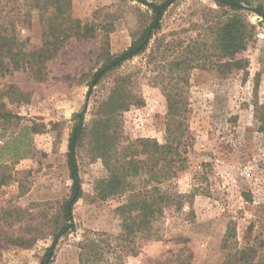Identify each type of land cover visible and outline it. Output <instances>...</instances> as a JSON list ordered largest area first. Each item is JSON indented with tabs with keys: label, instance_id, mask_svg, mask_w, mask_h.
<instances>
[{
	"label": "rangeland",
	"instance_id": "obj_1",
	"mask_svg": "<svg viewBox=\"0 0 264 264\" xmlns=\"http://www.w3.org/2000/svg\"><path fill=\"white\" fill-rule=\"evenodd\" d=\"M148 2L161 0H146ZM252 7L264 0H243ZM31 0H0V27L27 51L41 48L45 19ZM70 15L92 25L91 39L69 38L45 63V81L30 72L0 75V264H39L51 243L54 217L70 180L67 142L72 117L85 110L90 124L96 102L117 77H127L141 99L117 115L115 145L140 139L165 143V91L181 95L188 167L171 181L181 193H199L180 212L166 209L154 224L156 237L130 250L104 251L99 264H223L227 227L230 248L252 246L264 253V21L245 12L255 40L237 58L243 69L220 73L211 23L223 17L210 0H177L166 11L147 50L124 63L87 99V78L107 54L126 49L148 23L147 7L134 0H70ZM218 14V15H217ZM45 17V16H44ZM5 114L13 118H2ZM93 132L78 150L83 195L73 207L75 231L63 236L50 264H80L85 239L109 241L121 232L116 208L127 195L103 197L108 176L91 153Z\"/></svg>",
	"mask_w": 264,
	"mask_h": 264
},
{
	"label": "trees",
	"instance_id": "obj_2",
	"mask_svg": "<svg viewBox=\"0 0 264 264\" xmlns=\"http://www.w3.org/2000/svg\"><path fill=\"white\" fill-rule=\"evenodd\" d=\"M31 1L30 8L37 9L45 19L43 44L36 51H27L24 43L18 41L13 33L0 27V75L23 70L30 72L36 81L42 82L46 77L44 65L56 56L59 48L71 37L76 40L93 38L95 29L71 17L70 0ZM134 1L147 7L150 12L149 21L126 49L119 54H107L100 67L87 78V99L124 63L147 50L151 39L160 30L166 11L177 0ZM210 1L219 7L223 15L220 19L219 16L215 17L218 21L209 27L213 33L212 44L217 52L216 67L220 73L241 70L243 61L237 56L255 40V26L245 18V12L264 21V8L261 5L252 7L243 0ZM129 87L127 77H117L106 97L95 103L89 125L85 123V110L72 117L66 153L70 189L58 207L51 243L39 264H50L60 239L75 231L73 207L83 195L77 154L90 130L93 132L91 153L103 160L108 171L107 178L100 183V194L103 197L127 195V200L116 208L122 219L117 245L113 249L109 241L85 239L80 244V264H99L106 248L110 251L119 246L120 250H130L138 240L149 241L155 238L154 224L163 216L164 211L171 209L180 212L186 204L190 207L193 198L199 193L197 187L181 193L169 186L188 167L186 154L190 138L184 118L187 109L179 103L181 95L174 93V90L165 91L167 118L164 144L154 139H140L128 146H118L112 141H115L117 129L113 127V131L109 132V128L115 126L117 115L141 103V99ZM2 118L10 119L13 115L5 114ZM261 126L264 129V118L261 119ZM233 232L234 229L228 226L223 242V248L227 250L223 264H264V253H259L258 248L229 247L228 241L234 237Z\"/></svg>",
	"mask_w": 264,
	"mask_h": 264
}]
</instances>
